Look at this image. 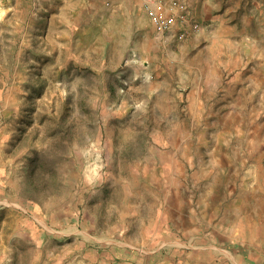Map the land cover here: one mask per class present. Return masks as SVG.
<instances>
[{
  "label": "rangeland",
  "instance_id": "374dc122",
  "mask_svg": "<svg viewBox=\"0 0 264 264\" xmlns=\"http://www.w3.org/2000/svg\"><path fill=\"white\" fill-rule=\"evenodd\" d=\"M252 199L264 0H0V264L189 263Z\"/></svg>",
  "mask_w": 264,
  "mask_h": 264
},
{
  "label": "crops",
  "instance_id": "0c3cea01",
  "mask_svg": "<svg viewBox=\"0 0 264 264\" xmlns=\"http://www.w3.org/2000/svg\"><path fill=\"white\" fill-rule=\"evenodd\" d=\"M247 203L249 208L221 205L224 209L211 215L213 227L201 235L199 246L184 253L191 261L180 264H264V203Z\"/></svg>",
  "mask_w": 264,
  "mask_h": 264
},
{
  "label": "built area",
  "instance_id": "2783aa9c",
  "mask_svg": "<svg viewBox=\"0 0 264 264\" xmlns=\"http://www.w3.org/2000/svg\"><path fill=\"white\" fill-rule=\"evenodd\" d=\"M145 1L148 5H152L155 2V0H145ZM151 21H152L153 25H155L156 27H158L162 31L169 30V28H170L169 21L167 20V18H165L163 16L162 13L151 12ZM194 28L197 29L198 27L195 26ZM177 38H178V40H183L184 35L179 34Z\"/></svg>",
  "mask_w": 264,
  "mask_h": 264
}]
</instances>
